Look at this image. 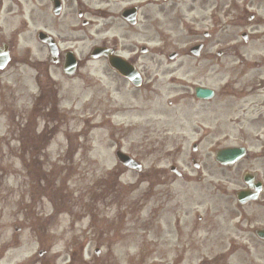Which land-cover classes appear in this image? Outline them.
<instances>
[{
    "label": "rangeland",
    "instance_id": "rangeland-1",
    "mask_svg": "<svg viewBox=\"0 0 264 264\" xmlns=\"http://www.w3.org/2000/svg\"><path fill=\"white\" fill-rule=\"evenodd\" d=\"M83 2L84 7L92 10L96 8V0ZM207 2L169 0L164 3L161 13L152 11L156 23L153 28L147 24V34L142 33L140 24L130 31L133 44H144L150 52L144 62L149 60V67H146L153 73L146 76L143 89L131 90L107 71L102 62L85 63L79 75L76 74L71 80L54 76L61 102L57 107H52L51 115L46 120L52 117L55 122L47 123L43 117L50 110L49 107L36 110L41 111L36 117V131L40 132L47 123L48 129L57 132L46 134L55 137L44 152L41 147L45 138L39 139L33 134L31 123L24 129L20 120L13 118L14 113L28 112L32 107L31 95L36 93L33 82L35 72L31 66L34 58L5 73L10 75L15 69L16 79L20 82L13 84L10 76L11 82L0 86V89L6 87L11 90L10 93L3 90L7 99L4 106L0 98V252L7 248L3 246L7 241L15 240L17 243L5 252L0 264H19L37 258L36 250L40 244L49 248L48 253L40 258L46 260L56 255L63 259L71 250L79 257V249L83 244L88 249V257L94 259L95 246L105 243L111 245L110 256L123 262L175 259L180 250L185 264H197L206 255L205 243L196 249L186 244V238L192 236L188 234L190 229L203 231V224H199L195 217L196 214L204 215L203 196L201 198L193 194L195 197L192 198L182 193L184 180H176L170 187L173 198H170L169 213L166 209L161 211L160 189L136 183L138 175L120 169L113 154L117 145L115 143L119 141L122 152L141 160L145 169L142 174L148 175L144 179L150 178L151 186L158 176V172L146 171L151 165L167 168L175 164L183 177L192 179L197 175L204 177L209 165L215 170L212 155H209L213 144H246L252 151L264 147V91L254 94L244 91L242 93L245 96L241 98L226 97L228 89L223 87L235 81L237 85L234 90L239 91L242 87L254 86L257 77H263L264 74L212 75L211 80H207L205 76L201 78L195 74L192 64L184 60L166 66L160 65L162 60L154 56V52L163 45V52L176 50L184 54L189 43L193 44L196 39L189 36L190 10L193 8L196 14H202L199 5ZM225 2L210 1L212 5ZM229 19H234V24H237L239 15L229 12ZM9 23L10 20L2 16V29ZM101 24L85 30L84 45L79 48L83 51L82 58L89 46L117 34L114 28L109 29V25L102 27ZM223 26L220 21L215 29L219 30ZM206 27L208 25L197 24L196 30ZM237 33L238 30L230 26L219 34L217 32V37L225 36L231 40ZM220 41L224 42L222 39ZM27 44L20 42V47ZM260 55H264V52ZM250 56H253L252 52ZM166 68L170 70L161 72V69ZM177 68L180 70L172 71ZM22 84L26 90H23ZM196 84L207 85L218 93V97L210 102L214 114L207 116L208 105L191 100V85ZM183 87L186 88L185 98L168 107L166 102L179 94ZM9 97L11 100H8ZM13 99H16L15 102H12ZM28 118V114H25L23 121ZM198 141L201 143L197 157L202 165L200 171L193 170L189 162L191 145ZM37 150L43 153L36 155ZM39 163L46 164H43L41 171H37L36 165ZM62 165H71L73 168L65 170ZM257 165L264 167L263 162ZM116 170L123 172L120 180L117 179V188H111L110 191L109 188L103 190L96 187L100 179L104 184L109 183L104 175H115ZM49 172L57 175L58 182L61 178H64L63 182L67 181L66 192L57 190L58 194L44 195L42 190L49 182L41 187L39 180ZM48 179L54 177L48 175ZM185 186L190 187V184ZM146 189L149 191L145 193ZM191 190L195 191V188ZM176 203L180 204L177 214L172 210ZM176 220L179 231L174 227ZM177 234L181 249L176 242ZM102 254L100 258L105 259L106 248L102 247Z\"/></svg>",
    "mask_w": 264,
    "mask_h": 264
},
{
    "label": "flooded vegetation",
    "instance_id": "flooded-vegetation-1",
    "mask_svg": "<svg viewBox=\"0 0 264 264\" xmlns=\"http://www.w3.org/2000/svg\"><path fill=\"white\" fill-rule=\"evenodd\" d=\"M25 1L29 7L28 16L30 17L31 28H33L30 33L26 31V22L20 20L15 23L13 21V18H17L19 15L22 16L23 2ZM210 1L208 0L207 3L199 5V11L204 12L203 16L194 14L193 8L191 9L193 14L192 24H195V29L192 30L193 37L196 39L189 48L198 47L197 51L193 54H178L176 51L163 53L165 47L163 45V47L161 46L162 49H158L161 51L156 54L166 65H174L182 60L192 64L193 72L200 75L201 78L205 76L207 80H211L212 75H246L251 72L256 75L264 74V55L259 56L261 52H264V0H231L230 2L226 0L223 4L215 5H212ZM96 2L98 3L96 5L100 19H110L111 25H118L124 30V34L120 35L118 40L112 39L111 42H101L96 46L107 48L112 54L123 57L128 64L135 67L140 76L146 77L148 74H152L151 69L143 64L142 47H138L129 41L128 32L132 27L122 16L125 8L120 9L117 14L109 13V11L117 9L125 3L126 0H96ZM164 3H166L165 0H161V2L146 0L142 4L144 13L139 23L140 27L143 28L142 33L144 35L149 32L147 24L153 28L156 23V19H153L149 14V7L159 12L164 9ZM138 10L139 7H137ZM229 12H236L239 15L237 24H234V19H229ZM85 14L83 0H0V20L2 15L10 20L9 26H5V29L8 30L7 35H5L4 29L0 28V51L7 53L9 58L6 68L0 70V86L10 83V76H12L13 84H19L20 80L16 79L15 69L10 75L5 73L18 66L21 56L25 61H29L31 50L29 48L19 49L21 35H27L37 54H44L45 56V62L36 63L33 67L35 72L33 82L37 91L33 100L34 107L50 108L49 111L44 113L45 120L51 115L52 107H57L56 105L61 102V97H57L58 85L50 78V72L63 79H72L75 74L78 75V71L82 70L86 63V55L84 54L82 58L83 51L79 49L83 45L84 30L88 29L90 25L85 24L83 20ZM220 21L224 26L220 27L219 30L215 29L216 24ZM197 23L208 25V27L197 31ZM230 26L238 30L234 38L229 40L225 36L217 37V32L219 34L225 27ZM40 33L47 36V44H43L42 40L39 39ZM221 39L224 42H221ZM136 49L139 53L134 52ZM250 52L253 54L252 57ZM19 54L20 57H18ZM68 59H74L75 61L74 75L72 76L67 74L69 69H65L69 62ZM230 66L232 67L230 68ZM163 70L161 69V71ZM169 70L167 69V71ZM179 70L177 68L172 71ZM236 85L235 81H230L223 86L229 92L226 97L230 95V97L241 98L245 96L242 93L244 91L251 94L264 91V76H258L254 86L242 87L239 91L234 90ZM206 89L211 88L207 87ZM3 90L9 93L11 90L6 87L0 89V98L5 104L7 99H5ZM13 96L15 97V90ZM217 97L218 93L213 92L212 99L214 100ZM8 100H11V98L9 97ZM15 100L13 99L12 102H15ZM38 103L39 107H37ZM167 104L171 106L170 102H167ZM34 107H32L30 114L36 119V115L40 114L41 111H35ZM208 110L212 112L211 105L208 106ZM50 121L55 122L52 117L47 123ZM50 131L54 132L53 129ZM40 135H46V133L41 132ZM245 149L246 152L242 159L236 164L228 166L214 164L215 170L212 169V165H209L205 170L204 179L198 176L192 180H184L185 183L196 184V186L191 187L192 189L195 188V191L188 189L185 193L190 197L193 194H197L201 198L203 196L202 200L205 203L203 218L197 216L199 224L204 225L203 231L195 232V228H192L188 232V234H192L191 238H186L187 246L188 243L191 244V241L194 242V249L198 248L201 242L206 244L209 251L208 256L205 257L206 259H201L199 264H229L233 260H237V264H243L245 255L249 264H264V240L256 235L258 231L262 229L264 231V196H261L264 189L261 190L258 200L255 202L242 203L238 200L241 191H248V186L244 184V180H247L250 184L259 181L262 183L263 188L264 167H262V175L252 170L260 168L257 163L263 162L264 165V147L251 154L247 148ZM212 150L211 148L209 154L213 152L214 161V154L218 149ZM206 155V158H208V154ZM189 161H196V159L191 157ZM172 167L169 166L168 169H153L152 167L146 169V171H158L157 179L151 186L156 185V187L161 188L160 196L163 201L161 203H164L160 208L161 210L170 204L168 200L171 198L172 191L169 187L172 186L174 181L167 179V176L170 175ZM138 175L139 179L136 183H144L151 187L149 186L150 178L144 179V176L148 177L147 174L140 172ZM228 175H230V178H228ZM53 181L56 182L57 179L54 178ZM146 192H148V189H146ZM176 194L178 195V191H176ZM144 199L147 200L146 197ZM172 210L177 214L180 210V204H174ZM175 226L176 231H179L178 222ZM176 242L178 248L181 249L179 236H177ZM45 246L42 244L37 246L38 259L26 260L21 264H185L180 250L177 251L179 254L175 259L126 260L124 262L115 260L110 256L109 247L111 245L108 243L102 246L97 245L95 248L98 250L97 259L76 260L73 255L66 256L64 259L58 257L47 260L40 259L49 251V248ZM102 247L107 249L105 259L99 258L103 255L100 251Z\"/></svg>",
    "mask_w": 264,
    "mask_h": 264
},
{
    "label": "water",
    "instance_id": "water-1",
    "mask_svg": "<svg viewBox=\"0 0 264 264\" xmlns=\"http://www.w3.org/2000/svg\"><path fill=\"white\" fill-rule=\"evenodd\" d=\"M113 69H115L118 73H120L122 76H125L126 74V68H125V64H123L122 62L119 64V63H115L112 65ZM128 76V78H130V80L132 81V83L135 85V84H138V82L136 83V79L134 80L132 77V75L130 74L129 75H126ZM204 95H205V92L203 91H200V90H197L196 91V96L198 98H204ZM224 154H232L231 157H234V159L238 158L239 157V154L236 153V152H225ZM117 158H118V161L123 164L124 166L128 167V168H134L135 167V164L134 162H132L128 157H126L125 155H122V154H117Z\"/></svg>",
    "mask_w": 264,
    "mask_h": 264
}]
</instances>
